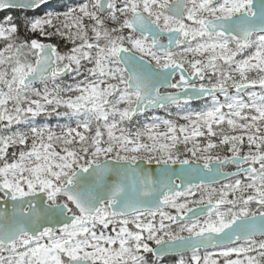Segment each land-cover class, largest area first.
Masks as SVG:
<instances>
[{
  "label": "snow or ice",
  "instance_id": "snow-or-ice-1",
  "mask_svg": "<svg viewBox=\"0 0 264 264\" xmlns=\"http://www.w3.org/2000/svg\"><path fill=\"white\" fill-rule=\"evenodd\" d=\"M48 3L0 0V264H264V0Z\"/></svg>",
  "mask_w": 264,
  "mask_h": 264
},
{
  "label": "trees",
  "instance_id": "trees-1",
  "mask_svg": "<svg viewBox=\"0 0 264 264\" xmlns=\"http://www.w3.org/2000/svg\"><path fill=\"white\" fill-rule=\"evenodd\" d=\"M79 2H80V0H73L72 4H76V3H79ZM67 3H70V2H67ZM61 4L64 5V0H56L55 2L48 3L46 6L41 7L36 12L30 13V15L37 16V15H40V14L44 13L45 11H47L49 9L59 10V9H61L63 7V6H60ZM3 15H5V13H0V18H2ZM53 42H55V40ZM199 103H201V102H197V103H194V104L192 103L191 105L196 106ZM36 123H38L40 125H48V126H51L54 129H56L57 125L63 126V125H65L67 123V121L63 120V119H60V118H57V117H47V118L46 117H40V118H37Z\"/></svg>",
  "mask_w": 264,
  "mask_h": 264
},
{
  "label": "rangeland",
  "instance_id": "rangeland-1",
  "mask_svg": "<svg viewBox=\"0 0 264 264\" xmlns=\"http://www.w3.org/2000/svg\"><path fill=\"white\" fill-rule=\"evenodd\" d=\"M67 2H70L69 4H72V3H73V0H67ZM60 6H64V5L61 4ZM58 7H59V6H58ZM64 82H71V81L66 79ZM190 107H191L193 110H200L201 108L204 107V104H203V102H201V103H199V104L196 105V106L191 105ZM168 111L175 112V109H174V108H171V109H169ZM148 115H149V116H153V115H154V116H159V117H161V118H168V113H167V111H166V110H163V109L158 110V111L150 112V113H148ZM140 120H141V122H145L143 117H141ZM181 122H183V121H181ZM167 264H172V261H167Z\"/></svg>",
  "mask_w": 264,
  "mask_h": 264
},
{
  "label": "water",
  "instance_id": "water-1",
  "mask_svg": "<svg viewBox=\"0 0 264 264\" xmlns=\"http://www.w3.org/2000/svg\"><path fill=\"white\" fill-rule=\"evenodd\" d=\"M53 1H55V0H49V2H53ZM156 110H158V109H156ZM151 111H153V110H151ZM149 167H156V166H149ZM3 206V202H0V207H2ZM9 208H10V205H9Z\"/></svg>",
  "mask_w": 264,
  "mask_h": 264
},
{
  "label": "flooded vegetation",
  "instance_id": "flooded-vegetation-1",
  "mask_svg": "<svg viewBox=\"0 0 264 264\" xmlns=\"http://www.w3.org/2000/svg\"><path fill=\"white\" fill-rule=\"evenodd\" d=\"M230 170V169H229Z\"/></svg>",
  "mask_w": 264,
  "mask_h": 264
}]
</instances>
